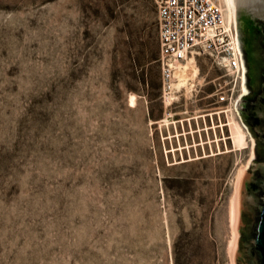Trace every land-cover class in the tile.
<instances>
[{
    "label": "rangeland",
    "instance_id": "1",
    "mask_svg": "<svg viewBox=\"0 0 264 264\" xmlns=\"http://www.w3.org/2000/svg\"><path fill=\"white\" fill-rule=\"evenodd\" d=\"M154 51L155 0H0V264H230L254 140L234 116L193 148L224 72L164 100Z\"/></svg>",
    "mask_w": 264,
    "mask_h": 264
},
{
    "label": "built area",
    "instance_id": "2",
    "mask_svg": "<svg viewBox=\"0 0 264 264\" xmlns=\"http://www.w3.org/2000/svg\"><path fill=\"white\" fill-rule=\"evenodd\" d=\"M155 4L162 99L173 102L171 96L178 92L173 90L174 83L183 74L190 81L188 65L197 69L201 59H209L224 72L211 81L218 124L226 128L234 116L242 124L235 108L243 93L240 55L233 21L226 20L218 0H155Z\"/></svg>",
    "mask_w": 264,
    "mask_h": 264
},
{
    "label": "water",
    "instance_id": "3",
    "mask_svg": "<svg viewBox=\"0 0 264 264\" xmlns=\"http://www.w3.org/2000/svg\"><path fill=\"white\" fill-rule=\"evenodd\" d=\"M229 2L243 85V93L236 101L235 108L246 129L251 131L249 134H253L254 152L236 180L235 196L231 199L232 238L228 254L230 264H264V60L257 64L258 92L252 98L244 97L248 93L247 63L238 30L240 20L247 21L249 26H257L264 49V0ZM260 153L262 159L255 161L260 158ZM242 213L248 220L247 224L241 222Z\"/></svg>",
    "mask_w": 264,
    "mask_h": 264
},
{
    "label": "flooded vegetation",
    "instance_id": "4",
    "mask_svg": "<svg viewBox=\"0 0 264 264\" xmlns=\"http://www.w3.org/2000/svg\"><path fill=\"white\" fill-rule=\"evenodd\" d=\"M238 26H239L238 27L239 34L242 39L243 52H244L245 60L247 63V86L246 88L248 90V93L244 97L252 98L258 92L259 81L256 76L257 75L256 73L257 64L261 60H264V49L261 43V36L258 32L257 26H254V25L249 26L247 21L243 22L242 20H240V25ZM249 133H251L250 130H249ZM250 135H253V134H250ZM261 159L262 157L260 153V158L255 161H259ZM241 215H242L241 222L244 221L247 224L248 220L246 219V216L243 213ZM247 228L248 226L245 227V230H247ZM243 233H244L243 234V239H244L245 231ZM242 241H241V245H242Z\"/></svg>",
    "mask_w": 264,
    "mask_h": 264
},
{
    "label": "crops",
    "instance_id": "5",
    "mask_svg": "<svg viewBox=\"0 0 264 264\" xmlns=\"http://www.w3.org/2000/svg\"><path fill=\"white\" fill-rule=\"evenodd\" d=\"M165 116L166 115H163V117L161 119L152 122L151 125L157 126L156 128H158V130H160V127L163 126V124H166L165 126L168 127L171 124L169 122L171 120L169 118L170 115L167 114V116H166L167 118H165ZM215 118L218 121V118L215 116V114L213 113L212 110L201 109V110L197 111L196 115L194 117H192V119H190V120H193L194 124L196 125V127L194 129L190 128L191 129L190 133L197 135V140L194 142V144L192 146L193 148L203 149V146L207 145V141L202 140L203 135L207 136L210 131H212V133L214 132V134H215L216 129H219V128H220V130H222L221 126L219 124H217L218 122H214ZM187 122H188V120H187ZM183 136H185L184 130L180 131L179 133L175 131L173 136H170L169 131L167 130V135L164 136L162 139H163V141H165V140H169L171 138L177 139V138L183 137ZM180 149H182V148H180ZM167 153H172V150H168ZM204 158H206V156L203 153V156L196 155L193 160L199 161V160L204 159ZM188 161H192V159L185 160V161L181 160L180 163L188 162Z\"/></svg>",
    "mask_w": 264,
    "mask_h": 264
},
{
    "label": "bare ground",
    "instance_id": "6",
    "mask_svg": "<svg viewBox=\"0 0 264 264\" xmlns=\"http://www.w3.org/2000/svg\"><path fill=\"white\" fill-rule=\"evenodd\" d=\"M218 4L220 5L221 9L223 10L224 15L226 17V20L228 22L229 21L232 22L233 21V12L231 10L229 0H218ZM188 68H189L190 73H194V74L197 73V70L194 66L188 65ZM185 83H186V77L183 74V75H181L180 79L178 80V83L175 85V88L173 86V90L180 87V86H183ZM242 88H243V86H242ZM169 99L171 101V98H169ZM234 126H236V124H234ZM243 128L246 129L245 125L243 126Z\"/></svg>",
    "mask_w": 264,
    "mask_h": 264
},
{
    "label": "trees",
    "instance_id": "7",
    "mask_svg": "<svg viewBox=\"0 0 264 264\" xmlns=\"http://www.w3.org/2000/svg\"><path fill=\"white\" fill-rule=\"evenodd\" d=\"M151 61H157L158 62V57L156 58L155 51H154V53L151 56Z\"/></svg>",
    "mask_w": 264,
    "mask_h": 264
}]
</instances>
